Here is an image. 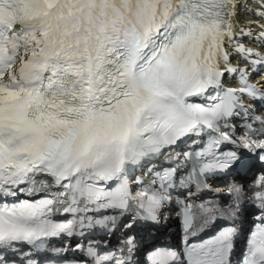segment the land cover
<instances>
[{
  "label": "snow or ice",
  "instance_id": "6c2138e0",
  "mask_svg": "<svg viewBox=\"0 0 264 264\" xmlns=\"http://www.w3.org/2000/svg\"><path fill=\"white\" fill-rule=\"evenodd\" d=\"M253 5L0 0V253L23 245L40 252L49 238L83 237V229L96 226L111 231L116 216L89 215L102 210L131 213L121 225L128 230L140 220L158 222L170 190L187 188L191 197L190 186L207 188L209 174L243 170L251 158L264 165V114L252 116L239 136L221 123L250 117L245 99L264 101V76L253 83L250 74L264 72V0ZM234 54L243 67L232 64ZM225 74L238 75L236 87L224 86ZM181 145L190 150L175 151ZM165 148L168 166H157ZM136 168L140 175H131ZM255 183L261 223L240 264H264V174ZM227 192L238 200L243 187L233 184ZM181 203L186 232L197 220L207 224L223 214L194 199ZM61 213L72 218L54 221ZM236 233L226 227L187 246L183 260L174 250L156 249L149 264H231ZM136 248L129 235L119 249L101 255L89 246L87 254L92 264H133ZM24 255L20 264H40ZM10 259L0 255V264Z\"/></svg>",
  "mask_w": 264,
  "mask_h": 264
},
{
  "label": "bare ground",
  "instance_id": "6f19581e",
  "mask_svg": "<svg viewBox=\"0 0 264 264\" xmlns=\"http://www.w3.org/2000/svg\"><path fill=\"white\" fill-rule=\"evenodd\" d=\"M241 2L242 3H246L248 5V7H253L254 6L253 5V0H241ZM240 20H241V21H239L240 27H244V25L246 23V14L244 13L243 10L241 11ZM255 30L258 31V29H255ZM240 40H241L242 43L246 44V46H248V47H257L249 39L241 37ZM257 51H260L259 47H257ZM232 64L233 65L239 64V66H241V67L244 66L243 62H241L238 57H235V54H234V57L232 59ZM250 74L252 75V78H253V75L255 74V71L250 69ZM227 75H228V77L225 78V80H224L225 83H228V81L230 79H234L236 82H238V80H239L238 75H233V74H227ZM262 114L263 113L259 112L258 116L262 115ZM235 184L243 185V187L245 189L252 190V191L256 189L255 185H254V179H252V176H250V175H246V177H240L239 179H236ZM224 185L225 184L219 185L218 190H223V192H224V188H225ZM245 189L243 190V192H242V194H241V196H240V198L238 200L233 195H228L225 198L223 196H221L217 200V204L220 205L218 208H222L223 211H225L227 214H229L230 211L234 210L236 212V215L238 216V220L242 224L246 223V217H245L244 214L248 211V209L246 210L245 208L248 206V203H249L248 197L245 194ZM221 193H222V191L219 192L218 194L221 195ZM215 198H216V196H214L213 193H211V194L209 193L208 195L205 196V198L203 200H205V199L212 200V199H215ZM240 200L245 201V204L243 203V206L240 207V212L238 213L239 210L234 206V202L235 201H240ZM174 222L175 221L173 220L172 216L170 218L169 216L166 215V212L164 214H162V215H161V212H160L159 220H158V222L156 224V227H155L154 231L156 233H159V234L167 233V231L170 230V228L172 227V223L174 224ZM164 237L165 236H162V238H164Z\"/></svg>",
  "mask_w": 264,
  "mask_h": 264
},
{
  "label": "rangeland",
  "instance_id": "374dc122",
  "mask_svg": "<svg viewBox=\"0 0 264 264\" xmlns=\"http://www.w3.org/2000/svg\"><path fill=\"white\" fill-rule=\"evenodd\" d=\"M251 6H252V5H251ZM241 20H242V19H241ZM241 20H240V21H241ZM240 23H241V22H240Z\"/></svg>",
  "mask_w": 264,
  "mask_h": 264
}]
</instances>
